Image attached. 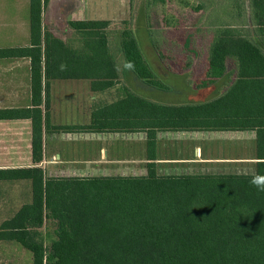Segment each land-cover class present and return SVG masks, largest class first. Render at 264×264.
<instances>
[{"label": "trees", "instance_id": "trees-1", "mask_svg": "<svg viewBox=\"0 0 264 264\" xmlns=\"http://www.w3.org/2000/svg\"><path fill=\"white\" fill-rule=\"evenodd\" d=\"M48 1L30 0L31 44L0 49V58L31 60L32 107L0 108V119L32 120L33 154L31 166L0 168V182L28 180L32 196L0 224V241L19 242L33 264H264V192L249 183L253 174H264V0H249L246 33L223 26L211 39L199 86L223 81L212 98L166 103L127 91L94 109L90 123L71 125L50 123L52 79H89L93 91H103L131 72L159 90L171 86L134 29L113 36L107 20H75L70 36L58 37L43 25ZM149 33L160 56L159 39ZM178 130L254 131L255 170L158 173L157 134ZM45 131L144 132L147 172L48 175L39 165Z\"/></svg>", "mask_w": 264, "mask_h": 264}, {"label": "rangeland", "instance_id": "rangeland-1", "mask_svg": "<svg viewBox=\"0 0 264 264\" xmlns=\"http://www.w3.org/2000/svg\"><path fill=\"white\" fill-rule=\"evenodd\" d=\"M12 4V0H0V6L11 7ZM127 15L126 18L100 20L109 21L107 30L113 36L114 34L116 36L118 34L116 32L124 28L134 29L147 59L155 68L158 75L171 86V89L163 91L151 87L130 72L128 78H120L113 87L103 91H93L92 97L90 95L86 97L83 92H80V95L72 93V99L68 98L64 100V97H62L61 102L69 101L73 104L75 103L79 110L86 108V110L93 111L97 107L125 96L127 91L144 94L152 99L166 103L209 98L220 92L222 87H224L222 85L223 81L206 89L199 86L207 67V49L216 30L223 26H234L241 29L242 33H246L248 26L252 28L249 0H166L162 4L149 7L146 0H131L130 11ZM64 27L70 28L69 24L65 26H52L51 23L47 24L45 22L46 30L51 32L54 30L57 32L56 36L66 39L68 36L64 32ZM149 30L154 31L156 37L159 39L161 57L152 45ZM72 31H69V36ZM5 39L4 35H0L1 44H8ZM112 40L114 41V39ZM185 43L189 44L187 48L183 46ZM191 45H199L201 49L194 51L190 48ZM112 49L115 51L114 47ZM69 89L74 91V88ZM76 89V91L80 90L79 88ZM12 103H15V100H0V105H10ZM93 133L97 134L98 132ZM106 133L117 139L104 142L102 139L98 140L96 137L90 139V136L85 134L74 133L71 134L72 136L66 137L65 134L60 133L57 138L53 140L49 139L50 146H47L46 150L44 148V155L55 167L61 168L62 163L58 161L61 159L55 156L57 151L63 158L79 159V157L95 156L100 145H103L111 151V154L112 151H119L118 154H126L124 158L127 159L130 158L128 155L131 152H135L136 148L139 147L140 136L144 135V132ZM113 134H117V136ZM202 134L198 138H190L187 135H167L168 137L162 139V145L158 149L159 155L171 158L172 156H180L183 153L189 154L193 145L197 143L203 148L206 155H213L215 157L243 155L250 158L256 156L257 142L254 131H211ZM251 140H253L252 143ZM101 158L104 159L105 157L101 156ZM79 164L76 162L70 168H75V165L78 167ZM93 164L96 163L94 162ZM123 164L125 165L124 173L128 171L133 172V169L128 167L131 164L130 161L125 160ZM212 165V167L210 165L204 166L201 170L204 169L205 172L223 171L239 173L254 171L252 165L248 163L226 164L224 166H215L216 164L213 163ZM174 166L177 168H169L165 173L173 174L171 172H182L184 169L182 163L174 164ZM66 168H63L65 171L54 169L51 172L58 175L61 173L70 176H91V174L80 175L79 171L67 170ZM69 170L71 171L67 172ZM0 197L11 200V203L6 206L0 205L1 224L5 219L12 217L24 203L31 201V183L28 180L1 181ZM0 264H33L32 253L17 241H0Z\"/></svg>", "mask_w": 264, "mask_h": 264}, {"label": "crops", "instance_id": "crops-1", "mask_svg": "<svg viewBox=\"0 0 264 264\" xmlns=\"http://www.w3.org/2000/svg\"><path fill=\"white\" fill-rule=\"evenodd\" d=\"M4 1V0H2ZM11 7L0 6V35H4L8 44H1V48H9L16 46H28L31 44V28H30V0H12ZM131 7V0H49L47 6L43 9L42 20L45 27L51 23L52 26H65L70 21H83V20H95V19H119L126 18L129 14ZM55 29V28H54ZM56 30V29H55ZM71 28L64 27V32L69 36ZM54 34L57 32L52 30ZM185 48L189 46L188 43L183 44ZM194 51H199L201 47L191 45L190 47ZM193 52V51H192ZM195 53V52H194ZM198 57V56H197ZM206 68H208V60L206 59ZM205 74V73H204ZM218 81L217 83H219ZM216 83L209 84L207 86H200L203 88L215 86ZM69 88H74V91ZM79 88L80 90L76 91ZM82 89V90H81ZM88 90V91H87ZM83 92L84 95H90L92 97L91 80L89 79H52L50 80V97L51 103L47 111L50 114V123L53 125H71V124H88L91 121L92 110H79L76 104L72 102H61V98L72 99V93L80 95ZM45 94V91H44ZM216 95V94H215ZM214 95V96H215ZM213 96L205 99H197L193 101L183 102H199L212 98ZM1 99H13L15 103L10 105H0V108H30L32 107V87H31V60L29 57H7L0 58V100ZM64 107V108H63ZM44 111H46L44 104L41 105ZM91 109V108H90ZM82 120H81V118ZM80 119V120H79ZM79 120V121H78ZM222 131L231 132L237 130H178V131H160L157 134V158L155 162L157 164V170L160 174H167L165 171L169 168H177L174 164L182 163L184 169L182 172H171L173 174H186V173H229V172H205L204 166L215 163V166L236 164V163H248L252 165L255 170V163L257 161L255 157H246L238 155L235 157H215L213 155H206L203 148L199 144H194L190 153H183L180 156H172L171 158L162 157L159 155L158 149L162 145V139L168 137L167 135H187L190 138H198L204 132ZM252 131V130H244ZM242 132V131H237ZM65 134L66 137L72 136L74 132H60ZM60 133L45 131L44 133V147L50 146V140L57 138ZM79 134L89 135L90 139L96 137L98 140L102 139L104 142L117 139L116 137L109 136L107 133L93 132H78ZM189 133V134H187ZM76 134V133H75ZM55 135V136H52ZM116 135L117 134H113ZM53 137V138H52ZM171 137V136H169ZM146 134L140 136L138 142L139 147L135 152H131L128 156L130 158L125 159L126 154H118L119 151H111L105 146L100 145L98 152L95 156L91 157H79L63 158L57 151L55 156L61 160V168L55 167L52 162L44 155V159L39 164L43 166L48 175H58L53 173L54 169L58 171H65L71 169L72 171H79L80 175H141L147 172V162L150 160L147 158V143ZM253 140H251L252 143ZM54 148V147H53ZM122 152V151H120ZM105 157L104 159L101 158ZM100 157V158H99ZM81 158V159H80ZM220 159V160H218ZM125 160L131 162L129 168L133 169V172L125 171ZM81 161V162H80ZM76 162L80 163L75 168H70ZM96 164H93V163ZM209 162H212L209 164ZM33 165L32 154V120L29 118L24 119H0V168L11 167H26ZM169 165V166H167ZM63 167V168H62ZM77 167V168H76ZM71 170L67 171L70 172ZM81 172H83L81 174ZM239 173V172H235ZM60 175H63L59 173ZM3 194V193H1ZM11 200H6L4 197H0V205H8ZM19 209V208H18Z\"/></svg>", "mask_w": 264, "mask_h": 264}, {"label": "clouds", "instance_id": "clouds-1", "mask_svg": "<svg viewBox=\"0 0 264 264\" xmlns=\"http://www.w3.org/2000/svg\"><path fill=\"white\" fill-rule=\"evenodd\" d=\"M249 183L257 190L264 192V174H253Z\"/></svg>", "mask_w": 264, "mask_h": 264}]
</instances>
